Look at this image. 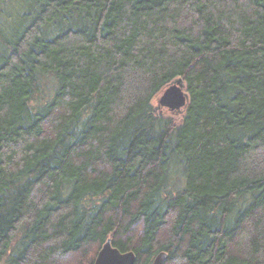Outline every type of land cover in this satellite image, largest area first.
I'll return each mask as SVG.
<instances>
[{
    "label": "trees",
    "instance_id": "obj_1",
    "mask_svg": "<svg viewBox=\"0 0 264 264\" xmlns=\"http://www.w3.org/2000/svg\"><path fill=\"white\" fill-rule=\"evenodd\" d=\"M176 78L183 115L157 112ZM109 238L264 264V0H0V264Z\"/></svg>",
    "mask_w": 264,
    "mask_h": 264
},
{
    "label": "water",
    "instance_id": "obj_2",
    "mask_svg": "<svg viewBox=\"0 0 264 264\" xmlns=\"http://www.w3.org/2000/svg\"><path fill=\"white\" fill-rule=\"evenodd\" d=\"M189 94L186 91V82L182 78H176L163 90L161 97L158 99L157 109L166 107L171 113H180L188 105ZM137 255L134 251L123 253L112 243L109 238L103 245L96 257L95 264H136ZM169 259L168 253L161 251L155 257L154 264H165Z\"/></svg>",
    "mask_w": 264,
    "mask_h": 264
},
{
    "label": "rangeland",
    "instance_id": "obj_3",
    "mask_svg": "<svg viewBox=\"0 0 264 264\" xmlns=\"http://www.w3.org/2000/svg\"><path fill=\"white\" fill-rule=\"evenodd\" d=\"M50 92V90H48V89H46V96L45 97H47V94ZM162 95V94H161ZM161 95L153 102V104L155 105V109H156V111L157 112H159V113H164V114H166V115H176V116H181V115H183V111L184 110H182L180 113H171L166 107H163V109H157L156 107L159 105L158 104V99L161 97ZM40 96L38 95L36 98H37V100L38 99H40L39 98ZM43 97H44V95H43ZM45 99H41V101H44Z\"/></svg>",
    "mask_w": 264,
    "mask_h": 264
},
{
    "label": "bare ground",
    "instance_id": "obj_4",
    "mask_svg": "<svg viewBox=\"0 0 264 264\" xmlns=\"http://www.w3.org/2000/svg\"><path fill=\"white\" fill-rule=\"evenodd\" d=\"M155 260H153V262L151 264H154Z\"/></svg>",
    "mask_w": 264,
    "mask_h": 264
}]
</instances>
